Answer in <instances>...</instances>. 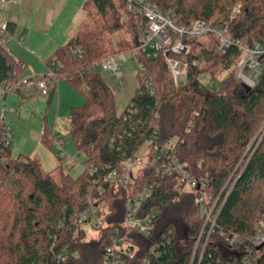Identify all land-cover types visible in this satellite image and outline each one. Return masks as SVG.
I'll return each mask as SVG.
<instances>
[{"label":"trees","instance_id":"trees-1","mask_svg":"<svg viewBox=\"0 0 264 264\" xmlns=\"http://www.w3.org/2000/svg\"><path fill=\"white\" fill-rule=\"evenodd\" d=\"M148 3L164 13L175 12L179 25L204 20L216 27L229 22L230 10L241 4L228 35L245 44L264 42V0ZM91 9L101 21L93 18V29L56 49L46 63L48 68L56 58V80L69 83L86 98L84 105L71 110L67 134L84 155L83 160L58 150L57 182L36 159L12 154L11 146L5 145V125L0 121V264H103L116 230L123 234L129 200H135L148 185L153 187L152 195L140 203L135 219L157 210L159 214L150 236L130 233V248L138 250L132 259H126L128 264H264V243L249 237L264 220V137L260 142L255 138L264 121V64L252 90L238 82L232 72L219 89H213L200 77L210 74L214 78L231 71L241 53L237 46L221 53L213 37L208 38L210 46L193 40L188 56L174 55L189 65L185 84L177 87L162 56L137 55L154 95L140 85L119 114L115 93L94 65L117 55L103 36L119 32L124 15L136 35L133 49L146 21L137 10L129 11L124 0H87L83 10L90 16ZM17 27L14 22L0 27V90L15 87L26 70L3 45L15 36ZM78 48L80 54L76 53ZM53 136L55 133L46 131L41 139L55 153L62 139L58 137L56 142ZM174 139L177 143L171 156L188 164L191 178L202 186L200 190L183 193L178 174L161 177L149 166L132 177L127 188L104 181L112 171L121 175L124 161L149 141L153 150V146L163 149ZM68 160L71 163L64 172L62 167ZM77 166L82 172L74 178L71 172ZM90 166L97 169L95 174L90 173ZM200 193L202 203L198 202ZM95 201L109 205L103 218L107 226L100 237L89 239L87 225H79L76 218ZM203 206L206 213L201 216ZM186 211L198 214L190 227L183 223ZM64 250L71 254L61 261L59 255Z\"/></svg>","mask_w":264,"mask_h":264},{"label":"built area","instance_id":"built-area-1","mask_svg":"<svg viewBox=\"0 0 264 264\" xmlns=\"http://www.w3.org/2000/svg\"><path fill=\"white\" fill-rule=\"evenodd\" d=\"M16 1L17 0H2L0 12L5 11L9 3H15ZM124 1L129 11L137 10L139 15L143 16L146 21L145 25H141L142 34L140 35L139 43L137 47L133 49L135 60L137 59V55H144L146 57L162 56L170 69L175 86L178 87L180 86L181 78L186 82L189 65L185 61L176 59L174 55L188 56L191 53L190 41L213 37L218 41L217 47L221 53H226L231 46L238 47L241 55L236 59L233 66L237 79L246 88L252 90L256 87L257 79L261 75L262 66L264 64V45L256 40H254L252 44L240 43L228 35L229 25L233 23L235 17L240 13L241 4L236 5L230 10L229 22L223 27H216L208 24L204 20H196L192 24L186 26L179 25L175 20V12L169 11L164 13L157 6L149 4L148 0ZM124 18H127V16L124 15ZM148 49L152 50L150 55L147 54ZM76 53L80 54L81 48H78ZM56 63L57 59L53 58L49 62L47 72L44 75L23 78L11 90H0V99L7 97L10 92L29 90H35L43 96H48L53 90V84L57 79L54 71ZM94 66L99 70L110 72L117 81L123 78V72L115 61V57L103 58ZM139 67L142 72V65L139 64ZM141 80V86H145V89L148 90L151 95H154L152 82L148 80L144 74ZM3 110L6 111L5 105L3 106ZM3 112H0V121L5 125V145L9 147L11 146L10 139H12L13 130L9 128L3 120ZM187 132H189V130H187ZM52 139L57 142L58 136H53ZM176 143L177 139H174L163 149H159L158 146H153V150H151V142L149 141L145 146L140 148L136 154L124 161L121 175L117 171H112L103 178L104 181L109 183H120L123 187L127 188L132 184V177H136L145 167L149 166L155 168L157 175L161 177L169 176L174 173L178 174L179 190L183 193H192L196 189L200 190L202 186L191 178L188 172V164L181 163L178 159L171 156L170 153ZM56 149L61 150V145L57 144ZM89 171L91 174H95L97 169L90 166ZM152 190L153 187L148 185L136 196L135 200H129L127 205L128 209L124 218L125 222L122 226L123 234H121L119 230H116L112 245L107 248L103 257V264H128L126 259H132L138 250L136 247L135 249L130 248L131 243L128 241L130 233L136 232L145 237L151 235V226L153 225L155 217L159 214V211L157 210L153 212V214L140 220L135 219V214L140 203L144 202L152 195ZM100 192H102L101 189ZM203 199L200 193L198 202L202 203ZM108 206V203L105 201H95L86 212L77 216L76 222L83 226L92 223L93 219H96V217L104 218L109 212ZM210 213L207 214V217H209L208 219H210ZM249 237L252 241L264 243L263 219L259 221L258 227L249 233ZM70 254L69 251L64 250L59 255V259L65 261ZM72 254L75 257L77 256L76 253Z\"/></svg>","mask_w":264,"mask_h":264},{"label":"rangeland","instance_id":"rangeland-1","mask_svg":"<svg viewBox=\"0 0 264 264\" xmlns=\"http://www.w3.org/2000/svg\"><path fill=\"white\" fill-rule=\"evenodd\" d=\"M91 10L90 16L86 15V24L85 22L84 24L81 22L83 26L80 33L94 28L93 18L101 21L94 9ZM103 37L107 46L117 54L115 56V61L123 72V78L117 81L110 72L100 70V75L104 83L109 86L116 95V110L117 113L120 114L129 105L142 83V80H139L138 77V74L141 73V69L134 58L132 50L136 35L130 28L127 18L123 16L121 30L113 35H105ZM18 39L20 40L19 36H16L14 41H10L7 45V49L26 63V70L22 79L39 77V74H45L47 72L45 59L47 56L49 57L51 55L48 50L42 52L34 47H29L27 44L21 45ZM7 42L8 41L5 40L3 45H6ZM202 43H205L206 46L211 45L208 38H204ZM262 44L264 45V42H262ZM151 53L152 50L148 49L147 54L150 55ZM231 72L236 76L234 69H232L231 71L219 73L215 75L214 78L210 74L202 75L200 80L204 85H209L213 89H219L220 85ZM55 83L58 91L56 95L50 93L48 96H43L33 90L34 92H32V95H29L28 98L25 99L21 98L18 92H10L5 99H0V112L2 113L4 111L3 106L5 105L6 111L3 112V120L6 122L7 126L13 130V136L12 139H10L12 154L14 156L23 154L24 156L36 159L40 162L42 170L51 174L55 181L59 182L60 163L57 159V153L59 151L56 150L54 153L42 142L41 138L46 131L50 132V134L56 133L57 136L62 139L61 149L64 151L63 155H67L69 158L74 156L76 160L82 161L84 155L77 151L75 144L71 138H68L67 134L70 129L71 110L74 107L78 108L84 105L86 103V98L79 90H76L69 83L61 79L56 80ZM184 83L185 80L181 78L180 86H183ZM263 137L264 121L255 138H258L260 142ZM250 146L251 145H249L245 155L248 153ZM69 160L62 167L64 172H68L66 165H70L71 162ZM81 172V166H77L73 169L71 175L76 178ZM205 212V207H201L200 215H204ZM197 218V213L186 211L183 216V223L186 227H190ZM207 220L209 221L210 219ZM106 226L102 217H96V219H93L92 223L85 227L88 238L97 239ZM183 243L185 244V241L182 240V244Z\"/></svg>","mask_w":264,"mask_h":264},{"label":"crops","instance_id":"crops-1","mask_svg":"<svg viewBox=\"0 0 264 264\" xmlns=\"http://www.w3.org/2000/svg\"><path fill=\"white\" fill-rule=\"evenodd\" d=\"M86 1L17 0L15 3H9L5 11L0 12V25L4 27L7 22H14L18 27L15 36L8 40L6 45L19 36L20 40L18 39V41L21 45L27 44L42 52L48 50L51 55L45 59L46 65L56 49L65 45L81 32L82 24L84 22L86 24V15H88L83 10ZM1 2L2 0H0V5ZM81 22L83 23L81 24ZM18 59L21 64L26 65L22 59ZM41 75L44 74H39V76ZM55 84L54 82V88L50 92L52 95L58 93ZM32 92L34 91H21L18 92V95L27 99L29 95H32ZM55 135L57 136L56 133Z\"/></svg>","mask_w":264,"mask_h":264},{"label":"water","instance_id":"water-1","mask_svg":"<svg viewBox=\"0 0 264 264\" xmlns=\"http://www.w3.org/2000/svg\"><path fill=\"white\" fill-rule=\"evenodd\" d=\"M248 90H250L249 88H247Z\"/></svg>","mask_w":264,"mask_h":264}]
</instances>
